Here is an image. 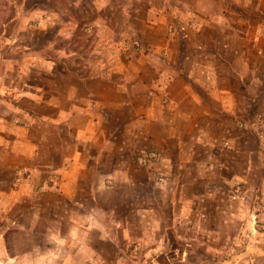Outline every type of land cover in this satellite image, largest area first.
<instances>
[{
  "label": "rangeland",
  "instance_id": "rangeland-1",
  "mask_svg": "<svg viewBox=\"0 0 264 264\" xmlns=\"http://www.w3.org/2000/svg\"><path fill=\"white\" fill-rule=\"evenodd\" d=\"M177 6L195 14L176 16ZM181 19L203 23L206 39L216 42L221 24L262 26L264 0H0V231L7 229L10 254L1 264H264V83L239 97L236 119L224 116L233 125L226 135L207 128L215 144L186 146L204 163L208 153L230 146L225 136L237 138L240 154L228 160L227 171L213 168L192 184L193 165L184 171V186L119 183L108 190H98L97 176L88 172L71 194L61 190V168L84 145L73 128L49 120L60 101L69 104L70 96L99 83L87 77L119 67L133 72L128 60L161 55L153 46L167 41L165 23ZM188 53L178 48L175 56ZM114 77L122 81V72ZM109 116L113 128L131 120L119 107ZM114 132V149L97 164L86 159L88 169L107 172L122 155L142 166L154 161L158 144ZM170 143L175 155L176 142ZM207 189L210 195L196 198Z\"/></svg>",
  "mask_w": 264,
  "mask_h": 264
},
{
  "label": "crops",
  "instance_id": "crops-1",
  "mask_svg": "<svg viewBox=\"0 0 264 264\" xmlns=\"http://www.w3.org/2000/svg\"><path fill=\"white\" fill-rule=\"evenodd\" d=\"M234 1L239 3L242 0ZM176 8L173 10L176 16H180L179 11L182 15L184 11L194 13V10L183 6ZM185 20L181 19L178 25L165 23L166 28L170 26L167 41L163 45L153 46L155 52L161 55L146 53L128 60V64L134 63L137 67L133 72L119 67L87 77L99 83L88 85L85 95L70 96L69 104H64V99L60 101L57 116L49 117V120L62 129L73 128L77 141L84 145V148L76 149L73 155L67 157L70 167L61 168L63 193L71 194L88 172L97 176L93 184L98 185V190L113 189L119 183L128 186L151 183L155 188H174L176 185L184 186L181 183L184 171L194 165L197 173L192 184H195L197 179L207 178L213 168L227 171L230 167L228 160L236 159L240 154L234 146L238 143L237 138L230 136H225L230 145L226 151L221 150L218 155L208 153L207 158L203 159L204 163L199 161V153L187 150L186 146L189 140L195 144L205 141L210 145L215 144L217 138L215 135L209 137L207 128L226 135L233 125L230 126L224 116L229 113L236 119L242 110L239 97H251L255 85L264 83V75L260 74H264V24L256 27H252L251 23L249 27L221 24L216 29L221 39L214 42L206 39L207 26L203 23L191 24ZM227 31L233 34L227 36L224 34ZM178 48L187 53L190 50V53L177 59L175 52ZM188 60H191L190 66L185 67V61ZM117 71L122 72L120 82L114 77ZM131 80L137 81L139 85L132 83L131 86ZM137 86L143 87L144 91L137 93ZM115 107L131 113V120L113 128L114 125L109 124V112ZM214 114H218L216 119H212ZM205 117L208 119L206 126L201 120ZM118 128L135 133L145 142L158 144L154 161L148 166H142L136 164L134 157L122 155L107 172H101L98 166L88 169L86 159L97 164L104 153L114 149L117 144L114 131ZM172 140L176 142L175 155L169 154ZM89 144L93 145L92 152L88 148ZM23 189L24 186L16 191L17 196ZM207 195H210L209 189L196 198L203 196L202 199ZM196 198H193V202L198 200ZM4 210L5 205L0 204V211ZM6 232L7 229L0 231V260L10 255Z\"/></svg>",
  "mask_w": 264,
  "mask_h": 264
},
{
  "label": "built area",
  "instance_id": "built-area-1",
  "mask_svg": "<svg viewBox=\"0 0 264 264\" xmlns=\"http://www.w3.org/2000/svg\"><path fill=\"white\" fill-rule=\"evenodd\" d=\"M142 160V159H141Z\"/></svg>",
  "mask_w": 264,
  "mask_h": 264
}]
</instances>
